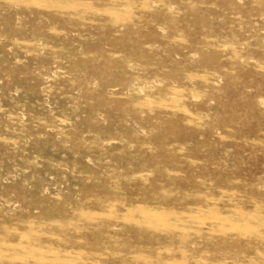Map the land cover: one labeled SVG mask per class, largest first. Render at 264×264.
<instances>
[{"label": "rangeland", "instance_id": "1", "mask_svg": "<svg viewBox=\"0 0 264 264\" xmlns=\"http://www.w3.org/2000/svg\"><path fill=\"white\" fill-rule=\"evenodd\" d=\"M0 264H264V0H0Z\"/></svg>", "mask_w": 264, "mask_h": 264}]
</instances>
